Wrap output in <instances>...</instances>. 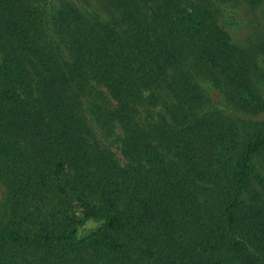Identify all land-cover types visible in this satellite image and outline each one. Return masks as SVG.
<instances>
[{
    "label": "trees",
    "instance_id": "trees-1",
    "mask_svg": "<svg viewBox=\"0 0 264 264\" xmlns=\"http://www.w3.org/2000/svg\"><path fill=\"white\" fill-rule=\"evenodd\" d=\"M232 2L0 0V264H264V128L207 95L264 112Z\"/></svg>",
    "mask_w": 264,
    "mask_h": 264
},
{
    "label": "rangeland",
    "instance_id": "rangeland-1",
    "mask_svg": "<svg viewBox=\"0 0 264 264\" xmlns=\"http://www.w3.org/2000/svg\"><path fill=\"white\" fill-rule=\"evenodd\" d=\"M81 9L91 10V0H73ZM219 25L230 36L231 43L239 50L246 51L253 55L259 64L260 76L255 85L264 97V0H257V3L244 0H233L224 10H220ZM1 59V56H0ZM102 95L93 93L90 99L99 97L98 102L105 104L108 95L104 89H97ZM208 98L218 107L224 110L226 117L237 127L239 136L244 138L249 132L259 131L264 128V112L260 114L242 111L233 103H229L226 96L213 87L208 93ZM226 99V100H225ZM121 131L116 137L104 138V144L115 153L118 159L124 162L121 155ZM256 176L259 181L264 179V152L255 161ZM257 178V181H258ZM12 193V188L4 181L0 183V220L11 219V206L7 201ZM81 215L80 211H77Z\"/></svg>",
    "mask_w": 264,
    "mask_h": 264
}]
</instances>
